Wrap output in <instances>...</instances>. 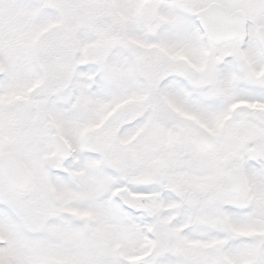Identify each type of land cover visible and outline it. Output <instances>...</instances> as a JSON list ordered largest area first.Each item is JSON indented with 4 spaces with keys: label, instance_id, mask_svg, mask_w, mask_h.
Here are the masks:
<instances>
[{
    "label": "snow or ice",
    "instance_id": "1",
    "mask_svg": "<svg viewBox=\"0 0 264 264\" xmlns=\"http://www.w3.org/2000/svg\"><path fill=\"white\" fill-rule=\"evenodd\" d=\"M0 264H264V0H0Z\"/></svg>",
    "mask_w": 264,
    "mask_h": 264
}]
</instances>
